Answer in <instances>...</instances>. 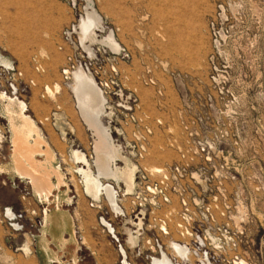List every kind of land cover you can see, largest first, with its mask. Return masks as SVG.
I'll return each mask as SVG.
<instances>
[{
	"label": "rangeland",
	"instance_id": "1",
	"mask_svg": "<svg viewBox=\"0 0 264 264\" xmlns=\"http://www.w3.org/2000/svg\"><path fill=\"white\" fill-rule=\"evenodd\" d=\"M87 3L100 17L101 32L86 47L102 44L114 50L106 40L112 31L114 41L133 56L129 64L112 62L110 56L105 74L95 76L106 98L101 119L112 126L119 153L135 168L171 165L180 149L195 150L188 146L198 143H207L210 150L226 157H221V164L226 165L223 170L215 173L212 169L202 177L210 182L196 204L192 201L190 225L201 232L199 239L178 236L180 207L175 199L173 206H161L151 213L145 210V217L137 220L136 192L133 189L126 196L123 182L115 186L125 218L116 217L104 201L100 207L91 206L95 203L84 193L83 177L75 173L82 165L73 162L71 150L82 151L92 163L95 145L93 132L68 88L73 80L65 81L62 76L71 51L62 33L77 14L91 10ZM213 29L219 34L215 36ZM148 79L152 83L147 84ZM52 86L58 88L54 96L46 90ZM2 92L27 104V115L44 127L46 142L56 140L59 158L55 159L49 147L36 153L45 155L48 169L63 171L64 187L53 192L58 200L52 196L48 202L36 196L25 179L10 181L0 190V264H40L37 244L46 208L49 213L69 210L72 215L78 241L68 252L72 264H107L108 234L99 223L101 218L110 221L127 242L125 228L140 230L135 245L139 249L127 245L132 264H153L151 257H160L153 246L155 235L175 264H264V0H0ZM6 103L0 99L1 113ZM132 115L136 124L130 122ZM7 123L0 116L1 170L15 149ZM137 135L149 142L148 155L139 164L123 152L126 142L134 154ZM117 164L125 166L123 161ZM56 177L51 178L55 185ZM6 208L22 218L7 220ZM167 214L172 220L166 228L172 234L164 237L160 220ZM130 222H142V228ZM26 236L32 242L30 256L22 251ZM174 243L188 245L187 258H180ZM139 250L141 255L136 258Z\"/></svg>",
	"mask_w": 264,
	"mask_h": 264
},
{
	"label": "bare ground",
	"instance_id": "2",
	"mask_svg": "<svg viewBox=\"0 0 264 264\" xmlns=\"http://www.w3.org/2000/svg\"><path fill=\"white\" fill-rule=\"evenodd\" d=\"M89 9H91V7ZM100 28H101V21H100V17L98 15V13L95 12V10H93V9H91L90 11H87L86 15L79 22V40H80L81 45L85 46L86 42L96 40V37H97L96 33L99 31L98 29H100ZM106 40L111 42V44H113L114 48H116V47L120 48V46L114 41V36H113L112 31L109 33ZM2 62L8 68L10 67V69H12V65L9 62H7L5 60ZM68 88L75 95V98L77 101L76 107H77L83 121L89 126V129L91 128L90 130L93 132L92 138L94 139V145H95L94 146V152L96 154L95 155L96 157H94L95 160L92 163L89 161V164H88L87 162H85V159L87 156L82 151L72 150L71 151L72 160L74 161L75 164L82 165V167L83 166H85V167L91 166L92 167L93 165L96 167L97 174H95L93 172V177H92L93 186L99 191V194L102 197V200L108 204L112 213H114L116 215V217H118V218L119 217L125 218L126 213L122 209V207L120 206L121 204L119 202V199H121V198H119L118 192H120V191L119 190L117 191V189H118L117 187H120V186L116 185L117 183L115 182L117 180V177H118L117 162L118 161H119V163L121 162V155H120L119 149H118L117 145L115 144V141L112 137V133L114 132L113 129L111 130L112 126H109V124L106 125L103 122V120L101 119V117H103V115L105 114V104H106V98L104 96V92L102 91L103 87L101 89L98 86L94 76L86 74L82 70H79L74 74L72 85H70ZM14 90L17 91L15 88H14ZM46 90H47V94L50 96H54L55 93L58 92V88L55 86L54 87L52 86V88L48 87ZM16 94H17V92L14 93V95H16ZM106 94H108V93H106ZM0 96H1L0 99L2 102L5 103V101H8V104L6 103L7 105L4 104L5 105L4 113L0 112V116L2 118H4L5 120H7V122L9 123V126H10L11 135L13 137V144H14L13 146L15 148L13 155H14V159L17 163V166L19 168L18 169L16 167L18 169V173L20 176L19 178L29 181L28 183L33 187V192L35 193V195L40 197V198L44 197L45 200L48 202L50 200V198L53 196V194H54L53 192L54 191L58 192L60 190V186L64 185V181H63L62 176H61L62 174H60V173H63V171L60 172V170H50L46 167V163L42 164V163H40V162L38 163L34 160L36 158V157L34 158V154L36 152H38L40 145L45 144V145H47L46 147H48V143L43 141V139L41 137L42 131L40 133V130L38 129V127L35 123V120L31 116L27 115V112H28L27 104L25 102L21 101L18 97L8 96L7 93H4V92H2ZM16 106L18 108V109H16L17 111H15ZM110 116L108 115V118ZM110 118H112V117H110ZM17 120L20 121V124H22L21 126L16 125ZM60 127L62 128V126H60ZM68 130H69V128H68ZM1 137L2 136H0V140H1ZM137 137H138V135H137ZM33 138H36V139L34 140V144H31L30 141ZM43 148H44V146H43ZM48 150H49V148H48ZM48 153H50V152H48ZM49 156H47V157H49ZM52 157H53V153H52ZM36 159H38V158H36ZM45 159L47 160V158H45ZM50 159L51 158H48V160H50ZM55 159H57V158H55ZM51 160H53V159H51ZM123 160H125V159L123 158ZM39 161H41V159ZM125 161L128 163L127 160H125ZM59 167H61V166H59ZM152 168H154V167H152ZM155 168H157V167H155ZM77 174H79L80 176L83 175L81 173V171L77 172ZM52 176H57L59 179V180L57 179L58 182L56 185L53 184V182L51 181ZM91 176H92V173H91ZM52 179H54V178H52ZM84 183H85V181H84ZM86 194H87V192H86ZM122 196H125V195H122ZM71 199H68V202H67V204H70V206H71V202H72ZM57 200H58V198H57ZM94 201H97V198H95ZM42 203H44V202H42ZM121 203L123 204V201ZM97 204L98 203H95L93 205V207ZM128 204H124V205H128ZM129 205H131V204H129ZM97 207H100V206H97ZM14 215H15L14 212H12L8 208V216L13 218ZM48 215H49V210L46 208L44 213H43V222L42 223L44 226H47V224H48L47 223ZM137 220H138V218H137ZM139 220H142V218ZM99 223H100L101 227L105 228V231L109 235L111 233L115 236V238H118L116 229L108 220H106V218H102ZM133 225H138L139 227L142 228L141 225H143V224H142V222H141V224H137V223L135 224L132 222V226ZM12 226L14 227V224ZM161 226H163V224H161ZM15 227H17V226L15 225ZM47 227H49V226H47ZM162 229L167 232V230L164 226ZM18 230L19 229H17V231ZM60 230H62V229H60ZM43 231L45 233L46 230H43ZM139 231L140 230L134 231L136 237H137L136 234L140 233ZM66 232H68V231H66ZM73 232H75V231H73ZM56 233H57V231H56ZM41 234H42V232H40L39 235H41ZM62 234H63V231H61L60 236ZM63 242H66V241H63ZM68 243H69V240H68ZM172 246L175 248L176 251H178L180 253V255H179L180 258L182 257L183 259H185L188 257V251L183 249L179 244L174 243V244H172ZM79 249H81V248H79ZM22 251L24 252V254H26V256H30V252H31L30 242H28L27 244L25 243V245L22 248ZM123 254L127 257V253L125 251ZM159 256H160L159 258H153V264H175L173 262V260L167 256V253L162 251L161 255H159ZM240 263L246 264L244 261H242ZM124 264H129L128 260L124 261Z\"/></svg>",
	"mask_w": 264,
	"mask_h": 264
},
{
	"label": "built area",
	"instance_id": "3",
	"mask_svg": "<svg viewBox=\"0 0 264 264\" xmlns=\"http://www.w3.org/2000/svg\"><path fill=\"white\" fill-rule=\"evenodd\" d=\"M87 7L90 8L88 3ZM84 16L85 14L81 12L77 14L76 19H74L72 24L65 28L62 33L64 44L68 45L71 49L67 58V64L62 70V76L65 81L73 80L74 74L79 70L94 76V78L95 76L99 77L101 74H105L104 68L106 60H108L110 56L112 62L115 63L120 61L122 63L129 64L133 59L132 53L127 48L122 46H120V48L113 47L114 50H111L108 46H103L102 44L94 49H89L86 45H81L79 40V22ZM98 32L101 31L99 30ZM213 32L215 36L219 34V32H215V29H213ZM61 49L62 48H60V50ZM37 70L40 71V68L38 67ZM112 73L118 74V72L114 69ZM211 78L215 80L214 76H211ZM149 83H152L150 79H148L147 84ZM105 87H108V84H106ZM135 102L136 101H134V103ZM129 110H131V108ZM130 122H132V124L137 123L133 115L130 118ZM150 133L151 131H148V135ZM136 140L135 147H133V150H135L134 154H131L128 151L131 148L128 147V143L125 144L126 142L124 143L123 152L133 156L134 160L139 164V162H142L148 155L149 142L145 136H139ZM124 141L125 139H123V142ZM117 147L118 149L120 148L118 145ZM188 147L196 148L195 150L180 149L179 158L171 165L163 168H143L141 166L140 168H135L136 177L134 179L133 189L136 192V203L140 209L137 211L135 218H138V216L144 217L145 210L151 213L161 206L171 207L173 206L175 199L180 207L179 213L176 216L178 220V236L182 238H188V236H190L199 239L202 237L201 232H199V230H195L190 225L193 220L190 216L192 201L196 204V199L199 200L201 197L200 192L203 193L204 185H207V183L210 182V178L207 180L205 178L203 180L202 177L206 174V172L209 173L212 169L215 173L220 169L223 170L226 165L221 164V159L226 157L222 156L221 152L210 150V146L207 143H198V146L189 145ZM120 155L126 158L121 153ZM89 199L92 203H94L93 199ZM119 202H122L121 199H119ZM4 217L9 221H19V219L22 218L21 215H17L16 213L13 218L9 217L8 208L4 210ZM139 219L140 218H138V220ZM171 220V214H167L163 220H160V222H162L163 226L166 228L167 223L171 222ZM40 226L41 228L44 227L42 222ZM163 226L160 227L161 236H171L172 233L169 230H167V232L164 231L162 229ZM136 235L139 237L141 234L139 233ZM110 236L115 242L116 248L121 256L118 264H124V261L126 260L130 261L128 257L129 250L127 248L129 243L121 240L120 237L115 238V236L111 233ZM182 244L179 245L188 251V245ZM129 246L136 250L139 249L137 246ZM153 246L155 247V251L157 250L160 255L162 251L165 252L162 242H160V238L157 237V235L153 236ZM198 246H200L199 243ZM124 251L127 253V257L123 254ZM140 255L141 251L139 250L135 257L138 258ZM153 258L155 257H151L152 262ZM129 264H132L131 261Z\"/></svg>",
	"mask_w": 264,
	"mask_h": 264
},
{
	"label": "crops",
	"instance_id": "4",
	"mask_svg": "<svg viewBox=\"0 0 264 264\" xmlns=\"http://www.w3.org/2000/svg\"><path fill=\"white\" fill-rule=\"evenodd\" d=\"M35 123H36L38 129L40 130V133L42 131L41 137H42L43 141L46 142L47 138L45 135L44 127L36 120H35ZM16 125L21 126L22 124H20V121L17 120ZM55 125L57 126V124H55ZM8 126H9V124H8ZM9 128H10V126H9ZM35 139L36 138H33L31 140L32 142L30 141V143L34 144ZM55 141L56 140H54L52 138V140L50 139V141H47V143H48V147H49L50 151L54 153L56 158H59L60 157L59 153L56 151L57 143ZM60 141L65 142L64 139H61ZM10 142L13 143V137L12 136L10 137ZM43 146H44V148H43ZM11 147H13V145ZM39 149L42 152H45V150L47 148H46L45 144H42V145H40ZM12 151H13V149H12ZM35 157L43 160L45 158V155L37 153L34 155V158ZM40 163L44 164L45 162L43 160V161H40ZM1 165L4 169L2 170L3 172L2 171L0 172V190H3L8 185L7 184L8 182L16 181L17 179L21 180V179L19 178L20 177L19 173H18L19 168H18L17 163L14 159V155L11 156V160L9 162L1 164ZM62 187H64V185L60 186V189ZM58 196L59 195H53V197H56V198H58ZM69 199H71V198H69ZM72 220H73V218H72V215H71L69 210H65V209L52 210L49 213L48 221H47V223H48L47 226H49V227L44 226L42 229L46 230L45 233L42 230L41 231L42 234L38 236V242L39 243L37 244L38 245L37 246V254L41 256L40 257V264H58V263L59 264H72L73 259L72 258L70 259V257L68 256V252L70 251V249L72 250V246H75L76 243L78 242V241H76L77 236L74 234L75 232H73L71 230L72 229V222H74ZM60 229H62V230H60ZM56 231H57V233H56ZM61 231H63V234L60 236ZM66 231H68V232H66ZM117 235H118V237L122 238V236L121 235L119 236L118 233H117ZM106 239H107V244H106L105 252L108 255L107 264H118L121 256H120V254L116 248V244L112 240V238L109 234H108V236H106ZM68 240H69V243L71 242L70 244L68 243ZM63 241H66V242H63ZM129 260L131 261L132 259L129 258Z\"/></svg>",
	"mask_w": 264,
	"mask_h": 264
},
{
	"label": "flooded vegetation",
	"instance_id": "5",
	"mask_svg": "<svg viewBox=\"0 0 264 264\" xmlns=\"http://www.w3.org/2000/svg\"><path fill=\"white\" fill-rule=\"evenodd\" d=\"M123 158L124 157L121 156V162L123 161L125 166L124 167H118V164H117L118 177H117V180L115 182L117 183V185H119L120 182H123L125 185V189H126L125 190L126 196L127 195L131 196L133 186H134V179H135V166L131 165L129 163V161L126 158H124L125 160L128 161V163H127L125 160H123ZM85 162H87L89 164V160L87 159V157L85 159ZM79 171H81V173L83 174L81 184H82V187L84 189V193L86 194V192H87L86 196L93 199V201L95 200V198H97V201H94V202L98 203V204L95 206H100L103 200L99 194V191L93 186V183H92V177H93L92 167L91 166H87V167L83 166V167L77 168L75 173L77 174V172H79ZM91 173H92V176H91ZM84 181H85V183H84ZM130 224L132 226V222H130ZM125 235L128 237V243L131 246H135L136 240L138 239V237L135 236L134 231L130 228H125ZM26 239H27L26 244L28 242H30V248H31V245H32L31 238L29 236H26Z\"/></svg>",
	"mask_w": 264,
	"mask_h": 264
}]
</instances>
